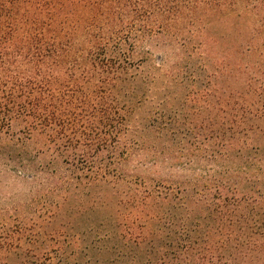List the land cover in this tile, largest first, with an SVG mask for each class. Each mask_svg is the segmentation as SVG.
I'll list each match as a JSON object with an SVG mask.
<instances>
[{"label":"rangeland","instance_id":"1","mask_svg":"<svg viewBox=\"0 0 264 264\" xmlns=\"http://www.w3.org/2000/svg\"><path fill=\"white\" fill-rule=\"evenodd\" d=\"M162 29L137 54L146 99L95 154L105 184L72 190L79 155L0 134V264H143L206 226L248 246L216 264H264L248 227L264 202V0L200 2Z\"/></svg>","mask_w":264,"mask_h":264},{"label":"trees","instance_id":"2","mask_svg":"<svg viewBox=\"0 0 264 264\" xmlns=\"http://www.w3.org/2000/svg\"><path fill=\"white\" fill-rule=\"evenodd\" d=\"M221 1L225 0H0V134L8 135L18 125L11 136L44 135L51 159L60 149L74 154L72 164L79 155L82 168L68 183L72 190L81 179L87 185L105 184L95 167V154L115 148L122 123L147 96L148 87L141 91L138 84L149 53L138 57L140 47L185 8ZM100 134L107 140H100ZM48 163L54 166L58 161ZM256 209L248 227L262 239L264 202ZM188 232L192 235L169 241L167 249L146 263L216 264V252L233 262L232 251L248 255L245 242L230 234L220 241L213 227ZM256 243L251 242L252 252ZM249 257L255 259L251 253Z\"/></svg>","mask_w":264,"mask_h":264}]
</instances>
